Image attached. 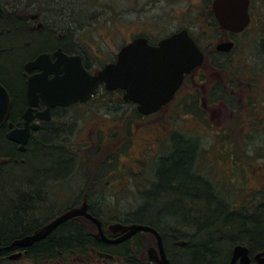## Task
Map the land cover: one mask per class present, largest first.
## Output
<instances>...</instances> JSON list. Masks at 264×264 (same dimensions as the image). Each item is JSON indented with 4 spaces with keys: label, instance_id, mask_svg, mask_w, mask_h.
Returning a JSON list of instances; mask_svg holds the SVG:
<instances>
[{
    "label": "flooded vegetation",
    "instance_id": "af4514ba",
    "mask_svg": "<svg viewBox=\"0 0 264 264\" xmlns=\"http://www.w3.org/2000/svg\"><path fill=\"white\" fill-rule=\"evenodd\" d=\"M70 8V0H0V20L8 16H14L13 18L19 21L27 32L36 37L35 40L37 39L36 42L38 43V47H41L37 50L34 49L21 63L20 96L22 102L19 106H17L14 101L15 95L11 90V86H9V84L7 85V82L0 77V84L6 89L11 103L8 116L5 122L0 126V148L10 150L9 152L12 155L11 158L15 161V156L27 152L30 146L34 142H37V139H40L42 135L57 130L58 134L55 138L57 142H54L55 147L61 149L65 153L66 158L70 160L69 163L71 164L70 170L63 178L54 179V183L45 182L41 190L42 192L34 199L31 197L34 210L32 215L33 224L25 233V236L33 234L36 230L59 217L66 210L72 207H79L84 202L88 205L87 212L97 217L93 215L94 212L92 210L97 213L98 209H94L95 203H92V201L105 200L103 186L106 182L103 184V177L106 180V174L102 172V167L109 166L112 162L109 158L100 160L102 156L99 143H101V135L106 136V138H111L112 131L118 128L119 125L117 123H106L103 121L101 124L104 128H97L98 130L95 131L96 134L93 138L91 136L88 143H79L82 139L75 143L74 140L69 139V134L72 131L77 133L81 130L78 129L75 121L79 120L76 119L77 116H74L73 113H69L71 109H84L85 106L93 105V103H104L103 105H105L107 102L114 109H118L117 107H129L131 112H135L136 117L147 120L154 117L158 119L162 117L173 119L174 117H181L182 111L188 112L192 121L195 123L193 128L194 131H189L192 132V134L185 135V133L189 132L182 131L181 128H178L179 131H177V127L175 126L170 127L165 130L164 133L162 132L163 134L156 137V147L161 144H167L173 136L195 137L196 143V139L204 133L198 123L202 121H211L215 116V107L219 106L220 109L218 110L224 115L229 113V111L233 113L236 107L234 106L231 110V102L235 99L234 96L238 95V102L241 103L240 107L242 111L249 115L252 106H254L253 103L256 104V94L257 96L261 94V88H257L256 84L258 80L260 81L261 78L264 77V51L261 49L262 42H264V25L261 20H256L250 16L247 26L238 34L224 31L216 24L214 28L221 31V33L224 34V38H214L211 42H207L208 40L206 39L209 36L212 37L213 34L209 35L205 32L198 37L188 30L190 37L201 52L203 60L198 67L184 75L182 84L174 93L173 97L154 114L147 116L141 115L137 111L135 103L124 99L125 93L123 90H106L103 83L97 85L92 97L86 102H75L70 105H55L50 107L47 103L56 101L49 100L48 98L50 90L56 87L53 83L56 75H58V77H65L67 72L77 70L78 67H81L86 73L91 76H96L106 66L116 64L122 48L133 42L136 38H146L148 44L151 46H156L161 40H151L147 36L136 35L127 39L125 42L120 41L119 43L114 33V30L117 29L115 23L109 24L112 26L109 31L103 27L101 30L95 29L94 32L96 34L88 33L81 25H85L84 22L86 20L97 21V19H71L69 16ZM247 36L251 37L252 43L255 42L257 44L254 51H250L249 49L247 51L245 46L239 47V42L244 40ZM230 42L233 43V47L230 51L221 52L216 49L219 44ZM238 47L240 48V55L244 54V56H240L238 53L236 60L233 61L232 54L237 51L236 48ZM31 78L39 80L32 85V92L29 94L28 82ZM234 81L238 82L237 86H234ZM183 106H185L186 109L183 110ZM221 110L224 113L221 112ZM129 114L127 110L125 117L130 118L131 115ZM111 116L113 117V115ZM92 119H94V117ZM254 121L255 120L249 125H253L255 130L259 124L258 127L260 129L262 127L264 128V117L255 121L256 123ZM93 122L97 125L96 121ZM129 127L131 129H123L126 135L135 131L134 126L129 125ZM262 131L264 132V130ZM63 133L66 134L64 137L61 136ZM182 134L184 136H182ZM259 134H261V131ZM10 135H12L13 138L9 137ZM25 135H27V139L24 143L23 150H21V143L18 141H22ZM127 144V149H129L132 141ZM130 153L131 152H128V154ZM85 155L90 160H88V158L85 159ZM195 158L197 159V154ZM142 160L144 159L137 160V163L140 165ZM6 162L7 158L0 155V166L4 165ZM133 173V176H137L138 174L142 176V168H140L137 173ZM76 174H80V179H77ZM84 177H86V181L82 183L81 180ZM150 184L151 183L147 180L145 183H140L139 187H145L146 185L147 189H149ZM67 200H71L73 203L65 208H59L56 204ZM100 210L98 211L100 212ZM82 219L84 218L76 217L68 221L74 220L81 222ZM63 224L59 225L55 230L61 228ZM111 224L114 223L105 224L102 222V228L107 238L116 240L121 237L122 234H112L109 231V226ZM121 224L128 225L126 223ZM87 228L81 225L80 231L83 232L84 229ZM94 228V233L91 231V228H88V230L95 239L96 227L94 226ZM50 235L51 234H49V236ZM151 238L153 243L149 242ZM44 239L36 243L42 242ZM139 239H141L142 242L138 245ZM162 239L165 253L170 264H172L169 251L165 247L164 238ZM12 242L8 245L3 244L0 246V259L6 262L13 261L17 264H30L26 258L28 257L29 249L36 243L30 247L23 248L11 246ZM98 242L110 247L111 254L93 249L88 252V256H81L72 251H57V256L55 258L54 255L51 254L47 257H41L36 263L156 264L148 258L147 254V249L155 246V238L148 232L136 233L119 244ZM179 244L182 243L178 242L177 245ZM124 246H127V252L123 254L116 252L117 249ZM141 246L142 249H140ZM258 252L260 251L251 254L249 250V264H259L254 258ZM235 264H238V262Z\"/></svg>",
    "mask_w": 264,
    "mask_h": 264
},
{
    "label": "rangeland",
    "instance_id": "374dc122",
    "mask_svg": "<svg viewBox=\"0 0 264 264\" xmlns=\"http://www.w3.org/2000/svg\"><path fill=\"white\" fill-rule=\"evenodd\" d=\"M209 1L211 0H70L69 16L71 19L77 20L82 18L97 19V21L86 20L84 22L85 25H81L86 32L93 34H96L94 32L95 29L101 30L103 27L109 31L112 28L109 24L115 23L117 29L114 30V33L119 43L120 41L125 42L136 35H144L151 40H160L181 29H188L198 37L205 32L209 35L213 34V36L211 35L212 37L209 36L206 39L208 40L207 42H211L214 38H224V34L218 31L217 28H212L208 25L206 4ZM249 11L252 18L261 20L264 25V0H251ZM242 46H245L247 51L248 49L254 51L257 44L255 42L252 43L251 37L247 36L239 42V47ZM239 47L232 54L233 61L236 60ZM240 56H244V54ZM234 83V86H237L238 82L234 81ZM256 85L257 88H261V94L258 96L256 94V104L253 103L254 106H252L249 115L242 111L241 103L238 102L239 96L235 95V99L231 102V110L234 106L236 107L233 113L229 111V113L224 115L220 113L218 110L220 107L218 106L214 108L215 116L211 121L198 123L204 133L196 139L197 159L194 157L192 164L194 168L197 160V171L204 169L202 170L204 173L206 170L211 172L210 175L205 174L209 178V186L215 185V191H223L225 193V198H223L224 196L221 192L218 194L217 201L221 204L220 206H225V202L221 200H234L233 205L236 204L234 210L239 209L242 204L243 207L246 206L248 208L249 213L245 211L242 213L238 212L242 216L240 217L241 220L256 211L254 209L256 205L261 200H264V132L262 131L264 128L260 129L258 127L259 124L255 130L253 125H249L253 123V120L257 121L264 117V77L260 81L258 80ZM103 104L93 103V105L85 106L84 109H71L69 112L77 116L76 119H79L75 121L81 131L77 133L72 131L69 134V139L74 140L75 143L79 142L80 139L82 141L79 143H88L91 136L93 138L96 134V130L104 128L101 124L103 121L119 125L118 128L112 131L111 138H106L104 135H101L100 138L101 143L99 145L102 156L100 160L109 158L112 164L102 167V172L106 174V180L103 177V184L106 182L103 186L105 200L92 201V203H95L94 209H101L102 218L107 224L120 222V217L127 215L131 220L151 219V214H155V212H150V189H143L144 187H139V184L145 183L147 180L157 183L164 182L162 170L167 166L165 162L167 157L173 154L175 150L177 151L175 145L185 144L189 151L192 148L194 149L195 146V137L188 138L182 134L184 141L181 137L173 136L167 144L155 147L156 137L174 126L177 127V131H179L178 128L185 132L194 131L195 123L186 111H180L181 117H174L173 119L162 117L159 120L154 117L147 120L136 117L135 112H131L129 107H117L118 109H114L107 102L105 105ZM183 107V110L186 109L185 106ZM127 110L130 113L129 115H131L130 118L125 117ZM221 112L223 111L221 110ZM93 117L94 119H92ZM93 121L97 122L98 127ZM129 125L134 126L135 131L126 135L123 129H131ZM260 131L261 134H259ZM187 134H192V132L185 133V135ZM65 135L64 133L61 134L62 137ZM131 141L132 144L127 149V143ZM128 152L131 153L128 154ZM43 153L37 152V155L32 156L29 163L40 162ZM28 154L29 151L20 155V164L25 162L24 159L28 157ZM87 158L85 155V159ZM140 159L144 160L139 165L137 160ZM9 160L7 158V162L0 166V182L7 177L11 180L9 182L6 179V182L9 183V186L13 185L14 190L11 191L7 186L5 188V185L3 187L7 198L14 201L13 191L20 192L23 189L20 185L22 178L19 175L20 172H17V170H20L16 166L17 160H13L14 165H9L6 168ZM88 160L90 159L88 158ZM29 163L22 169V172L31 176L32 164ZM64 165L66 164L64 163ZM192 167L190 174L197 177L198 175L193 173ZM140 168H142L143 175L133 176V172L137 173ZM68 169L59 170L55 173L58 176H53L63 178ZM76 177L80 179L81 176L76 174ZM199 179L204 182L203 179ZM51 181L49 180L48 182ZM85 181L86 177L81 180L82 183H85ZM164 185L156 190H165L166 187ZM215 191H210L213 197ZM71 203H73L71 200H67L56 204L59 208H65ZM174 211L177 213L179 210L177 208H168L166 212L174 214ZM173 214L167 213L165 216L170 217ZM253 218L256 220L255 222H260V217L255 216ZM252 219H248V221ZM190 221V217L187 214H179L173 220V222L181 225L179 228L182 231L191 234L196 229L194 226L189 225ZM88 228H91L93 233L95 232V228L89 226ZM167 239V247L166 243L165 247L169 254L174 256L173 250L170 251L173 247L170 243L177 244L179 240L173 243V240H170V236H167ZM219 246L221 248V257L225 259L228 256V251L231 253L233 247L229 250V242L227 240ZM4 264L17 263L12 261Z\"/></svg>",
    "mask_w": 264,
    "mask_h": 264
},
{
    "label": "trees",
    "instance_id": "16d2710c",
    "mask_svg": "<svg viewBox=\"0 0 264 264\" xmlns=\"http://www.w3.org/2000/svg\"><path fill=\"white\" fill-rule=\"evenodd\" d=\"M210 2L206 4L208 25L215 27L216 21L210 9ZM13 17L8 16L0 20V77L7 82V85L11 86V90L15 95L14 101L19 106L22 102L20 96L21 63L34 49L37 50L41 47H38L37 39L35 40L36 37L27 32L24 26ZM261 49L264 51V42H262ZM57 134L58 132L55 130L45 133L40 139H37V142H34L30 146L28 157L24 159V163H19L21 159L20 155L15 156L17 160L16 166L20 169L17 172H20L19 175L22 178L20 185L23 189L20 192L13 191L14 201L9 200L4 191L6 186L11 191L14 190V186H9V183L6 182V179L9 182L11 180L7 177L0 182V246L3 244L8 245L10 242L26 235L25 233L33 224L32 215L34 210L31 197L34 199L42 192L41 190L45 182L53 180L48 183H54V179L60 178L56 177L58 176L55 174L57 171L69 168L70 160L66 158L65 153L61 149L55 147L54 142H57L55 140ZM175 148H177V151L175 150L165 160L167 166L162 170L164 182L157 183L152 180L150 181V212H155V214L150 213L152 215L151 219L142 220H131L128 218V215L121 216L119 223L143 224L155 228L162 238H164L166 247L167 236H170V240L172 239L173 243L179 240L177 242L182 244L170 243L173 249L169 250H173L174 255L169 254L172 264H228L230 251H228V256L222 259L221 248H219V245L225 240L229 242V250L236 244L246 245L251 254L264 249V200H261L256 205V208H254L256 211L248 214L244 220H241L240 217L242 216L238 212L242 213L245 211L249 213L248 208L246 206L243 207L242 204L239 209L234 210V206L236 205H233L234 200H221L225 202V206H220L221 204L217 201L218 194L221 192L224 196L223 198H225V193L223 191H215V185L209 186V178L205 174L210 175L211 172L206 170L204 173L202 172L204 169L197 171V162L195 163V167H192L193 159L196 156L195 153L197 154L196 143L194 149L192 148L191 151L186 148L185 144L175 145ZM9 151L0 148V155L10 159L7 167L5 166L6 168L9 165H14ZM37 152L44 153L40 162L34 164L30 162L32 164V175L28 176L22 172V169L28 165L32 156L37 155ZM191 167L193 173L198 175L197 177L190 174ZM198 177L203 179L204 182ZM161 183L165 184L164 187L166 189L156 190L163 186ZM4 185L5 188L3 187ZM143 189H147V187L145 186ZM213 190L215 191L214 197L210 193ZM168 208H177L179 211L177 213L174 211L173 214L166 212ZM98 210L97 213L92 210L94 212L93 215L107 224L102 218V211L100 210L99 212ZM167 213L173 214V216H165ZM179 214H187L190 217L191 221L189 225L195 227L196 230L194 232L192 231L191 234L185 233L179 228L180 224L173 222ZM255 216L260 217V222H255L256 220L253 218ZM248 219L252 220L248 221ZM81 225L86 228L88 226L94 228L85 219H82L81 222L68 221L61 228L51 232V235H48L42 242L34 244L29 249L26 260L31 264H38L36 262L41 257L53 254L55 258L57 251H72L81 256H88V252L93 249L111 254L110 247L96 241L88 228L81 232ZM140 242H142L141 239H139L138 245ZM149 242L153 243L152 238ZM140 249H142V246ZM127 251V246L116 250L119 254ZM4 263L6 261L0 259V264Z\"/></svg>",
    "mask_w": 264,
    "mask_h": 264
},
{
    "label": "water",
    "instance_id": "95a60500",
    "mask_svg": "<svg viewBox=\"0 0 264 264\" xmlns=\"http://www.w3.org/2000/svg\"><path fill=\"white\" fill-rule=\"evenodd\" d=\"M249 5L250 0H212L211 11L222 30L238 34L249 22ZM232 47V42L221 43L216 49L228 52ZM202 60L201 52L186 29L161 39L156 46L148 44L146 38H136L122 48L116 64L106 66L96 76H91L81 67L67 72L65 77L56 75L53 82L56 87L50 90L48 95L49 100L56 101L47 104L52 107L86 102L92 97L97 85L103 83L106 90H123L124 99L135 103L141 115H151L169 102L182 84L184 75L198 67ZM38 80L29 79V94L32 92V85ZM10 105L9 95L0 84V126L8 116ZM9 137L13 138L12 135ZM26 139L27 135L22 141H18L21 143V150ZM87 208L85 202L79 207H72L33 234L13 241L11 246L30 247L47 237L64 222L83 217L96 227L95 239L106 244H119L139 232L152 234L155 238V246L147 249L148 258L156 264H170L164 250L163 239L153 227L143 224L114 223L109 226V231L122 236L111 240L106 237L102 222L88 213ZM254 258L259 264H264V249L256 253ZM249 260V248L246 245L237 244L232 248L229 264L236 262L249 264Z\"/></svg>",
    "mask_w": 264,
    "mask_h": 264
}]
</instances>
